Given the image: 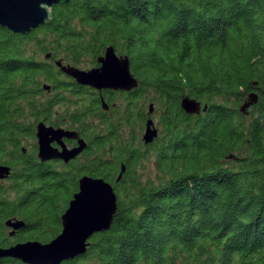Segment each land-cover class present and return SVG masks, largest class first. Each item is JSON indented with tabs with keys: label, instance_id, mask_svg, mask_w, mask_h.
<instances>
[{
	"label": "trees",
	"instance_id": "1",
	"mask_svg": "<svg viewBox=\"0 0 264 264\" xmlns=\"http://www.w3.org/2000/svg\"><path fill=\"white\" fill-rule=\"evenodd\" d=\"M52 13L27 35L0 27V165L14 172L0 247L58 237L88 175L113 186L117 212L62 264H264V0H61ZM108 47L129 58L137 89L89 94L55 64L95 66ZM184 97L207 110L186 114ZM152 103L164 136L145 152ZM40 122L86 139L82 161L41 163ZM152 156L159 174L143 182ZM11 217L26 224L12 239Z\"/></svg>",
	"mask_w": 264,
	"mask_h": 264
},
{
	"label": "water",
	"instance_id": "2",
	"mask_svg": "<svg viewBox=\"0 0 264 264\" xmlns=\"http://www.w3.org/2000/svg\"><path fill=\"white\" fill-rule=\"evenodd\" d=\"M61 0H0V27L13 34L27 35L46 24L52 18V11ZM51 55H46L50 59ZM57 68L67 77L72 78L79 85L89 86L96 90H113L132 92L138 88V81L131 71L128 57H118L113 47H108L105 55L98 59L99 67L91 70H82L71 65H65L63 61L55 62ZM50 90L49 86L44 87ZM257 102L254 94L249 96V102L241 108L242 112ZM182 109L189 115H198L207 110V105L195 99L184 97ZM103 109L108 106L103 103ZM153 105H150V114ZM157 129L152 119L147 121L143 140L146 145L151 144L157 138ZM36 137L39 147V158L42 161L62 159L65 162L75 159L83 152L87 144L79 140V146L68 150L62 143L63 138L78 139L74 131L54 129L40 122L36 127ZM58 142L62 146L59 152L52 148V143ZM125 168L118 177L122 178ZM11 169L0 165V179L8 178ZM117 212V195L113 186L103 179L84 176L79 180V189L73 195L68 209L62 215V232L49 243L38 241L19 243L9 248L0 247V260L11 258L21 261L23 264H62L83 256L89 246L88 241L98 233L110 230ZM6 226L15 231L25 228L24 221L10 219Z\"/></svg>",
	"mask_w": 264,
	"mask_h": 264
},
{
	"label": "flooded vegetation",
	"instance_id": "3",
	"mask_svg": "<svg viewBox=\"0 0 264 264\" xmlns=\"http://www.w3.org/2000/svg\"><path fill=\"white\" fill-rule=\"evenodd\" d=\"M104 55H105V53H104ZM103 55V56H104ZM103 56H101V57H103ZM117 56L118 57H120L118 54H117ZM99 67V64H98V60H97V65H95V66H91L90 68H84V69H82V68H80V69H82V70H91V69H95V68H98ZM66 76V75H65ZM72 79V78H71ZM74 80V79H73ZM74 82L76 83V81L74 80ZM78 86H82V87H84V88H88L89 89V91H88V93L89 94H93V95H95V94H97L98 96H102L103 95V93H106V92H112V93H122V91H113V90H102V91H99V90H96V89H94V88H92V87H89V86H83V85H79L78 83H76ZM123 93H127V92H123ZM251 94H254V95H256V97H257V102L254 104V105H252V107L253 106H257L258 105V103H259V98H260V93L258 92V91H252V93ZM250 94V95H251ZM247 102H249V98H248V101H246V103ZM151 105H153V112H152V114H149L151 117H150V119H154V117H157V120H158V122L157 123H155V121L153 120V122H154V125H155V128L157 129V138H155V140L151 143V144H148V145H146L145 143H144V141H143V143H144V147H143V150L145 151V152H147V150H150V149H153V147L155 146V144L158 142V141H160V140H162V137L164 136V134L162 133V128H161V124H160V121H161V117H163V115H161L160 113H158L157 112V110H156V107H155V104L154 103H152ZM182 108V107H181ZM183 110V109H182ZM105 111H108V109L107 110H105ZM184 111V110H183ZM185 112V111H184ZM186 113V112H185ZM201 113H203V112H201ZM187 114V113H186ZM189 115V114H188ZM196 115V114H195ZM45 125L47 126V127H53L54 129H64V130H66V131H75V132H77L76 130H73V129H69V128H67V127H65V126H62V127H54L53 125H48L47 123H45ZM77 134H78V132H77ZM80 139H82V140H84V142L87 144V147H86V149L83 151V152H81L75 159H73V160H70L69 162H65L64 160H62V159H52V160H47V161H42L40 158H39V147H38V140H37V137H36V147H37V158H38V160L41 162V163H47L48 165H52V166H59V169L58 170H62V169H64V170H67V168L69 169L71 166H72V164L73 163H75V162H78V161H82V159L84 158V154H85V152H87V150L89 149V143H88V141L86 140V139H84V138H81L79 135H78V139H68V138H63V140H62V143L64 144V146L68 149V150H72V149H75V148H77L78 146H79V140ZM142 140H143V137H142ZM151 147V148H150ZM52 148L53 149H55V150H58L59 152H61L63 149H62V146L58 143V142H53L52 143ZM26 151L24 150V153H25ZM11 169V168H10ZM14 172H13V169H11V172H10V175H9V177L8 178H5V179H0V187H2L3 185H5V184H9L10 183V181H11V177H12V174H13ZM84 176H88V175H84ZM90 177V176H89ZM121 180V179H120ZM10 219H14V218H10ZM4 226L6 227V229H7V233L9 234L8 236H9V238L10 239H12V238H14V237H16L21 231H23L25 228H22V229H20V230H17V231H15V234H14V236H11L10 235V233L12 232V230L10 229V228H8L7 226H6V222L4 221ZM13 245H16V244H13ZM13 245H11V246H13Z\"/></svg>",
	"mask_w": 264,
	"mask_h": 264
},
{
	"label": "rangeland",
	"instance_id": "4",
	"mask_svg": "<svg viewBox=\"0 0 264 264\" xmlns=\"http://www.w3.org/2000/svg\"><path fill=\"white\" fill-rule=\"evenodd\" d=\"M90 68V66L88 67ZM119 102H121V99H118ZM155 123L158 122L157 117H154L153 119ZM145 131L142 132L141 137H143ZM159 172L157 170V163L155 156H152L149 160L146 162H143L141 168L139 169V175L143 182H146L147 180H156Z\"/></svg>",
	"mask_w": 264,
	"mask_h": 264
}]
</instances>
